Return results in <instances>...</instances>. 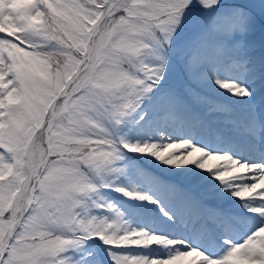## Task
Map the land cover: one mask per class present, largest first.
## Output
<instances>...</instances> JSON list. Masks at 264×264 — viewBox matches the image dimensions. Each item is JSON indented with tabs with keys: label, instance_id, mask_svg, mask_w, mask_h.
<instances>
[{
	"label": "snow or ice",
	"instance_id": "obj_1",
	"mask_svg": "<svg viewBox=\"0 0 264 264\" xmlns=\"http://www.w3.org/2000/svg\"><path fill=\"white\" fill-rule=\"evenodd\" d=\"M0 264H264V0H0Z\"/></svg>",
	"mask_w": 264,
	"mask_h": 264
},
{
	"label": "rangeland",
	"instance_id": "obj_2",
	"mask_svg": "<svg viewBox=\"0 0 264 264\" xmlns=\"http://www.w3.org/2000/svg\"><path fill=\"white\" fill-rule=\"evenodd\" d=\"M179 134H180V132H175V133H173V135H174V137H176V136H179ZM196 155H198V154H194V156H193V158H195V156ZM146 163H150V161L149 162H146ZM158 163V162H157ZM217 162L216 161H210L209 162V166L211 167L212 165H214V164H216ZM163 167L164 166H160L158 169H157V171H163ZM191 167V166H190ZM115 198H117V199H120V200H124V201H126L127 202V198L126 197H123L120 193H113L112 194ZM135 203H137V204H144V203H147L146 201H136ZM146 216H150L152 219H155V213H148V214H146ZM156 227H158V228H162V229H165V230H167V231H172V232H175L176 231V229L175 228H172V227H170L169 225H166V224H164L162 221H156Z\"/></svg>",
	"mask_w": 264,
	"mask_h": 264
},
{
	"label": "bare ground",
	"instance_id": "obj_3",
	"mask_svg": "<svg viewBox=\"0 0 264 264\" xmlns=\"http://www.w3.org/2000/svg\"><path fill=\"white\" fill-rule=\"evenodd\" d=\"M179 136H181V133L179 134Z\"/></svg>",
	"mask_w": 264,
	"mask_h": 264
}]
</instances>
